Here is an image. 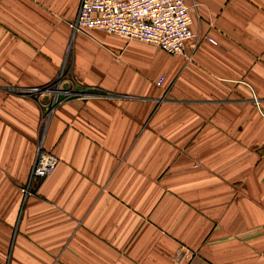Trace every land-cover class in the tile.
Wrapping results in <instances>:
<instances>
[{
	"label": "crops",
	"instance_id": "obj_1",
	"mask_svg": "<svg viewBox=\"0 0 264 264\" xmlns=\"http://www.w3.org/2000/svg\"><path fill=\"white\" fill-rule=\"evenodd\" d=\"M81 1L0 0V264H264V0H196L177 54Z\"/></svg>",
	"mask_w": 264,
	"mask_h": 264
},
{
	"label": "built area",
	"instance_id": "obj_2",
	"mask_svg": "<svg viewBox=\"0 0 264 264\" xmlns=\"http://www.w3.org/2000/svg\"><path fill=\"white\" fill-rule=\"evenodd\" d=\"M199 6L196 0H82L76 19L71 23L74 30L103 29L161 47L168 53H184L189 40L197 36L192 29L193 9ZM207 38L216 42L211 36ZM165 76H161V85ZM62 77L53 83L30 88L39 95L48 93L49 109L62 99L87 95L83 89H65ZM64 94V97L61 95ZM59 158L52 151L39 145L29 182L23 187L32 193L39 180L48 177L56 169Z\"/></svg>",
	"mask_w": 264,
	"mask_h": 264
},
{
	"label": "rangeland",
	"instance_id": "obj_3",
	"mask_svg": "<svg viewBox=\"0 0 264 264\" xmlns=\"http://www.w3.org/2000/svg\"><path fill=\"white\" fill-rule=\"evenodd\" d=\"M49 94L48 93H45V95L44 96H48Z\"/></svg>",
	"mask_w": 264,
	"mask_h": 264
}]
</instances>
